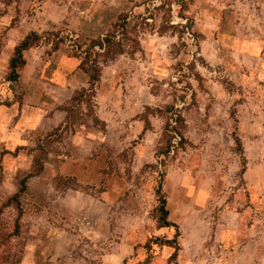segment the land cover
<instances>
[{"label":"rangeland","instance_id":"1","mask_svg":"<svg viewBox=\"0 0 264 264\" xmlns=\"http://www.w3.org/2000/svg\"><path fill=\"white\" fill-rule=\"evenodd\" d=\"M123 13L140 51L104 65L95 107L56 131L88 88L69 45ZM58 31L68 39L54 51ZM32 32L43 41L8 81ZM166 105L185 117L189 144L154 169L164 120L144 132L139 117ZM27 177L21 234L0 264H264V0H0V234L18 219L6 202ZM160 183L176 243L158 222Z\"/></svg>","mask_w":264,"mask_h":264},{"label":"trees","instance_id":"2","mask_svg":"<svg viewBox=\"0 0 264 264\" xmlns=\"http://www.w3.org/2000/svg\"><path fill=\"white\" fill-rule=\"evenodd\" d=\"M130 20V15L123 13L119 15L116 22L112 24L110 30L103 36H100L97 39L88 40V42L84 43V45L78 43L69 45L72 48V57H75L79 60V68L88 76V88L75 91L66 107L61 108V110L66 113V121L64 124L60 125L56 131H59L64 126H68L73 123L71 119L75 117L76 109L81 110L83 106H85L86 109L90 111L92 107H95L94 99L96 96V87L101 81L104 65L115 60L119 55L133 54L140 51L139 37L138 35H134L136 29L135 26L133 28L130 27ZM160 33H163V31ZM51 34L54 36V39L51 40L54 51H57L61 45L67 43L68 37H65L61 31L53 32ZM42 41L43 37L40 34L32 32L17 44L8 63V81L16 82L20 79V72L27 64L24 55L25 52L34 47H38ZM184 76H186V74H184ZM194 77L199 76L195 75ZM197 82L200 86H202L200 77L197 78ZM195 96L196 93H193V99ZM152 117L162 118L164 120V127L161 133L159 146L157 147L155 154L157 163L148 166L154 169H159L160 167L166 168L167 163L170 160L175 159L178 154L181 151H184L186 146L189 144L185 136L187 131L186 119L176 105H166L156 109L145 107L144 113L139 117L140 120L145 123L144 132L151 130L152 125L150 119ZM235 141L240 147L239 151L242 157L244 172L246 159L244 158L240 140L237 138ZM43 143L44 142L38 144V150L43 148ZM33 162L34 170L41 172L42 162L37 155L34 157ZM28 179L29 177L23 179L20 182L17 192L10 196L6 202L7 204L13 206L18 212V219L14 221L12 231H7L5 233L1 232L2 234H0V259L4 257L3 252H1V248L4 246H9L11 240L13 238L19 237L21 234V218L23 216L21 200L23 195L27 193ZM157 196L159 199V225L161 227L176 228V238L174 241L176 243L181 234L178 226L169 220L167 200L163 193L161 183L158 188ZM164 244L171 246L172 242L166 240ZM176 247L177 248L174 257L178 255L180 250L179 245ZM20 262L21 258L18 260V263Z\"/></svg>","mask_w":264,"mask_h":264},{"label":"crops","instance_id":"3","mask_svg":"<svg viewBox=\"0 0 264 264\" xmlns=\"http://www.w3.org/2000/svg\"><path fill=\"white\" fill-rule=\"evenodd\" d=\"M29 51V50H28ZM27 52V51H26ZM28 65V64H27ZM27 65L25 66V67H27ZM24 67V68H25ZM80 69V68H79ZM69 85H71V81H70V79L68 78V77H66L65 79H64V81H63V83H62V86H60V89H62V90H64L65 88L66 89H68L67 88V86H69ZM74 93V92H73ZM65 100H56V103H62V102H64ZM56 113H58V115L61 113V111L60 110H56Z\"/></svg>","mask_w":264,"mask_h":264}]
</instances>
